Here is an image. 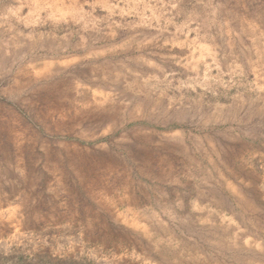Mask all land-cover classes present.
<instances>
[{"label":"rangeland","instance_id":"1","mask_svg":"<svg viewBox=\"0 0 264 264\" xmlns=\"http://www.w3.org/2000/svg\"><path fill=\"white\" fill-rule=\"evenodd\" d=\"M0 264H264V0H0Z\"/></svg>","mask_w":264,"mask_h":264}]
</instances>
